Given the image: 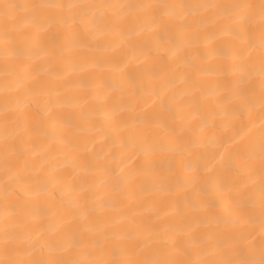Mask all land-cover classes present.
I'll list each match as a JSON object with an SVG mask.
<instances>
[{
    "label": "bare ground",
    "instance_id": "6f19581e",
    "mask_svg": "<svg viewBox=\"0 0 264 264\" xmlns=\"http://www.w3.org/2000/svg\"><path fill=\"white\" fill-rule=\"evenodd\" d=\"M0 264H264V0H0Z\"/></svg>",
    "mask_w": 264,
    "mask_h": 264
}]
</instances>
